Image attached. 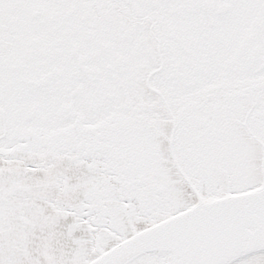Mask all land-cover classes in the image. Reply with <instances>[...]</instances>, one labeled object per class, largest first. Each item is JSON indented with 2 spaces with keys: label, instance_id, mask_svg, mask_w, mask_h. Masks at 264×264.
<instances>
[{
  "label": "snow or ice",
  "instance_id": "snow-or-ice-1",
  "mask_svg": "<svg viewBox=\"0 0 264 264\" xmlns=\"http://www.w3.org/2000/svg\"><path fill=\"white\" fill-rule=\"evenodd\" d=\"M0 264H264V0H0Z\"/></svg>",
  "mask_w": 264,
  "mask_h": 264
}]
</instances>
